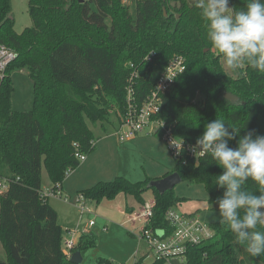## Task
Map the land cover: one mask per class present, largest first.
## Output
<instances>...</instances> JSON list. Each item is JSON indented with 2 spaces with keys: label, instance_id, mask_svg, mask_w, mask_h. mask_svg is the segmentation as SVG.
Returning a JSON list of instances; mask_svg holds the SVG:
<instances>
[{
  "label": "trees",
  "instance_id": "16d2710c",
  "mask_svg": "<svg viewBox=\"0 0 264 264\" xmlns=\"http://www.w3.org/2000/svg\"><path fill=\"white\" fill-rule=\"evenodd\" d=\"M239 10L244 0H230ZM163 8L166 9L164 14ZM31 25L14 29L11 0H0V45L16 57L0 79V172L9 181L0 196V241L4 264H75L62 250L63 230L57 212L41 193V172L46 169L50 190L60 189L67 168L80 161L76 151L95 148L88 121L107 120L112 112L118 122L125 114L127 77L138 68L134 88L139 102L153 88L173 54L182 55L185 69L162 95L156 118L171 127L174 136L195 142L206 123L221 118L240 135L248 130L264 135V74L246 65L230 76L222 55L207 40L200 10L193 0H27ZM151 56L150 60L146 57ZM13 68L24 69L32 82V107L14 109L11 102ZM229 91L244 103L233 105ZM94 142V144H91ZM231 147L236 141L229 142ZM210 158L183 155L172 169L181 180L203 184L207 201L215 204L223 190L215 185L222 169ZM152 177L130 181L124 176L99 180L76 194L100 202L130 194L144 202L151 190L152 216L147 227L171 233L165 214L181 198L173 188L163 192L149 185ZM247 187L255 185L249 181ZM258 194V193H257ZM209 239L187 243L185 264H264V255L251 256L236 242L227 225L208 223ZM93 235L80 236L71 250L94 245ZM144 254L132 264L146 262ZM97 264H116L104 257Z\"/></svg>",
  "mask_w": 264,
  "mask_h": 264
},
{
  "label": "rangeland",
  "instance_id": "374dc122",
  "mask_svg": "<svg viewBox=\"0 0 264 264\" xmlns=\"http://www.w3.org/2000/svg\"><path fill=\"white\" fill-rule=\"evenodd\" d=\"M11 2L14 29L20 32L32 23L27 11V0H11ZM124 2L130 4V0H124ZM163 11L166 14L165 8ZM221 63L230 76L240 75V70L233 72L225 66L223 56ZM11 79L13 108L30 109L32 107V82L27 72L24 69L13 68ZM88 125L100 149L93 155V159H90V155L86 157V161L80 162V164L86 162L87 166L79 171L78 177L73 178V170L64 178L68 184L74 182V185H80V187L90 186L98 180H108L115 176H124L130 181H139L146 177L158 178L172 169L174 165V157L164 140L156 133L145 131V134L126 141H119L115 134L119 122L112 112L107 120L95 123L88 121ZM41 175V188L47 190L51 184L44 167ZM173 192L181 198L172 206L178 213L195 214L206 223L219 221L216 205L207 201V192L203 184L181 180L174 185ZM151 199L152 192L148 190L144 194V201ZM50 201L62 207L59 221L64 234L66 230H70L74 231L75 239L88 235L96 238L94 245L85 246L79 250L83 258L81 264H97V256L114 259L113 262L116 264H121L119 262L132 264L144 248H147L145 241L138 238L143 219L136 216L143 202H138L133 195L121 193L114 199H102L98 203L86 200L85 206L91 211L85 212L80 211L76 204L54 195L50 197ZM126 205L133 207L130 212L125 210ZM89 220H93L94 224L88 226ZM5 258V249L0 241V260ZM145 260L150 262L153 259L148 255ZM170 262L171 264H185L179 259H172Z\"/></svg>",
  "mask_w": 264,
  "mask_h": 264
},
{
  "label": "clouds",
  "instance_id": "9594fccd",
  "mask_svg": "<svg viewBox=\"0 0 264 264\" xmlns=\"http://www.w3.org/2000/svg\"><path fill=\"white\" fill-rule=\"evenodd\" d=\"M193 6L200 10L207 40L228 69L237 72L246 65L264 74V0H244L239 10L230 0H193ZM244 126L216 118L206 123L191 150L222 169L215 176L216 187L223 190L215 200L219 222L251 256L259 257L264 255V135L254 129L240 135ZM233 140L235 147L229 144ZM170 146L182 155L184 138H172ZM249 181L255 185L252 190Z\"/></svg>",
  "mask_w": 264,
  "mask_h": 264
},
{
  "label": "built area",
  "instance_id": "2783aa9c",
  "mask_svg": "<svg viewBox=\"0 0 264 264\" xmlns=\"http://www.w3.org/2000/svg\"><path fill=\"white\" fill-rule=\"evenodd\" d=\"M16 57V52L3 44L0 45V79L4 75V71L9 63ZM147 60L151 56L146 57ZM127 77V85L125 87V114L119 122L116 129V136L119 141H126L134 138L139 133L145 131L156 133L164 140L166 146L174 159H180L183 155L198 159L199 153L195 154L191 150V146L195 142L184 140L185 151L182 155L177 156L174 147L170 146L174 134L170 126H167L163 120L154 117L161 108L162 95L171 86L178 74L185 69V61L182 55L173 54L167 61L166 65L158 75L153 88L146 94L141 102L137 100V94L134 88V80L138 76V68L134 67ZM94 144V142H91ZM74 155L81 162L86 158V154L76 151ZM73 169L67 168L65 176H68ZM9 187V181L0 172V196L4 195ZM42 197L58 196L68 201L67 195L62 194L60 190L52 191L49 189L41 190ZM75 204L80 211H91L85 206V200L81 195H76ZM153 199L143 202L140 212L136 215L143 219V226L138 232V238L143 239L147 246V256L150 255L153 260H161L163 264H171L172 259H184V250L187 243L198 244L213 236L214 231L211 226L202 221L195 214L178 213L173 207L168 208L165 214L167 221L173 228L171 233H165L164 230L147 227L152 216ZM93 220L88 221V226L93 225ZM69 236L62 241V250L69 258L71 249L74 247L73 240L74 231L68 230Z\"/></svg>",
  "mask_w": 264,
  "mask_h": 264
},
{
  "label": "crops",
  "instance_id": "0c3cea01",
  "mask_svg": "<svg viewBox=\"0 0 264 264\" xmlns=\"http://www.w3.org/2000/svg\"><path fill=\"white\" fill-rule=\"evenodd\" d=\"M146 132H144V133H139L138 135H136L135 137H137V136H139V135H142V134H145ZM147 133H150V132H147ZM117 137V136H116ZM100 149V145H99V143L98 142H96V140H95V148H94V150L93 151H91L90 153H88L87 155H86V157L87 156H89L90 157V155H91V158L90 159H93V155H95L96 154V152L98 151ZM86 159L87 158H85L84 159V161H86ZM87 166V163L86 162H84L83 164H79L75 169H73L72 171H73V178L74 177H78V173H79V171L82 169V168H85ZM168 172V171H167ZM72 173V172H71ZM70 173V174H71ZM69 174V175H70ZM165 174V173H164ZM164 174L163 175H161V176H164ZM65 178V177H64ZM155 178V177H154ZM41 179H42V175H41ZM109 180V179H108ZM99 181V180H98ZM97 182V181H96ZM51 184V183H50ZM91 186V185H90ZM86 187H88V186H83V187H80V185H74V182H71V183H69L68 184V182H66V180H63V182L61 183V186H60V192L62 193V194H65V195H67L68 196V198H69V200H68V202L69 203H72V204H74L75 205V197H76V193L79 191V190H81V189H83V188H86ZM50 197H53V196H48L47 198H48V202H49V204L52 206V207H54V209L56 210V212H57V221H58V223L61 225V223H60V221H59V218H60V210H61V206L59 205V204H57V203H53V202H51L50 201ZM55 197H57L58 198V196H55ZM74 197V198H73ZM86 201V200H85ZM88 201H90V200H88ZM93 202V201H92ZM132 206H129V205H126L125 206V210L127 211V212H130L131 210H132ZM141 209V208H140ZM139 212H140V210H139ZM138 212V213H139ZM137 213V214H138ZM136 214V215H137ZM133 217H135V216H133ZM61 227H62V225H61ZM63 229V228H62ZM67 232H68V230H66V233L64 234H62V241H63V239L65 238V237H67V236H69L68 234H67ZM78 239L79 238H74V236H73V240H74V242H75V244L77 243V241H78ZM80 250V249H79ZM138 251V250H137ZM136 251V252H137ZM73 252V250H71V253ZM147 253V248L145 247L144 248V251L141 253V255H139L138 257H140V256H142V255H144V254H146ZM97 257H102V256H97ZM96 257V258H97ZM104 257V256H103ZM138 257H136V258H138ZM104 258H108V257H104ZM135 258V259H136ZM108 259H110V258H108ZM5 259H2V260H0L1 262H3ZM110 260H112V261H114V259H110ZM146 261V260H145ZM83 262V258L81 259V263ZM80 263V264H81ZM119 263H121L122 264V262H119Z\"/></svg>",
  "mask_w": 264,
  "mask_h": 264
},
{
  "label": "water",
  "instance_id": "95a60500",
  "mask_svg": "<svg viewBox=\"0 0 264 264\" xmlns=\"http://www.w3.org/2000/svg\"><path fill=\"white\" fill-rule=\"evenodd\" d=\"M79 1H83V0H79ZM223 97L229 103H231L233 105H239V104L244 103L243 101H241L239 99V97L237 95H235L229 91H225L223 93ZM180 181H181L180 175L176 171H172V172H170L164 176H161L158 178H153L152 180H150L149 185L154 187L158 191L163 192L165 190L172 189L174 187V185ZM81 259H82V257L80 255L79 249L74 250L69 257V260L75 264H80ZM0 264H4V262L0 261Z\"/></svg>",
  "mask_w": 264,
  "mask_h": 264
}]
</instances>
